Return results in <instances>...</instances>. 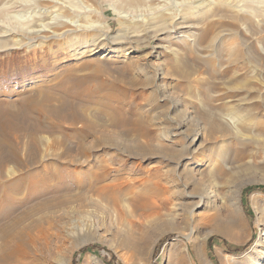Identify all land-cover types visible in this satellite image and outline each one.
Wrapping results in <instances>:
<instances>
[{
    "label": "rangeland",
    "instance_id": "374dc122",
    "mask_svg": "<svg viewBox=\"0 0 264 264\" xmlns=\"http://www.w3.org/2000/svg\"><path fill=\"white\" fill-rule=\"evenodd\" d=\"M195 1L139 0L140 3L128 6L118 0H66L63 9L55 8L56 4L49 0H0L1 98H7L23 114L22 99L36 100L42 88L53 90L59 78L73 69L76 76L88 77L83 88L90 91L89 98L93 99L104 94L99 91L100 87L108 88L120 78L122 88L127 89L122 103L125 110L128 109L126 115L140 123L129 132L123 127H113L97 104L80 108L89 116L97 115L100 124H104V132L98 136L114 140L109 144L113 145L111 148L102 147L96 152L98 165L109 166L112 158L115 161L117 155L123 156L125 175L120 180L135 186L136 190L122 192L121 196L119 193L124 213L119 214L111 206L82 209L73 223L75 233L53 264H264V251L263 255L256 252L259 249L253 251L262 233L258 220L262 218L264 223V192L257 189L264 187L263 146L244 148V160L231 164V177L222 182H207L204 193L209 195V207L218 215L209 226L195 220L201 215L194 206L176 219L167 216L161 220L153 212L157 209L145 207L142 180L146 173L160 168L161 179L166 181L169 171L177 168L176 161L161 163L160 156H152L145 162L127 157V153L149 142L157 151L166 146L175 150L185 147L186 151L201 146L198 150L203 155L198 156L202 160L200 167L205 168L204 164L213 157L208 168H215L220 160L215 155L228 147L222 143L221 133L217 135L220 140L217 144L211 140L206 118L213 106L224 107L222 114L226 113L225 106L237 109L239 125L249 126L241 130L243 139L264 141V133L260 137L254 135L260 130L264 132V0H255L251 2L253 5L246 4V0H229L227 4L226 0L224 4L218 0ZM44 11L46 15L50 12L53 18L46 21L45 29L40 28L42 32H35L40 30L35 27V21L41 20ZM185 22L192 27L183 28ZM113 37L122 39L110 41L105 49L91 55L89 50L95 48L96 39L97 43H102L105 41L101 40ZM51 95L52 104L58 105L60 96ZM41 115L38 111L32 112L28 123L43 129L38 135L43 137L46 146L53 148L55 141L64 139L62 151L69 145L77 147L73 133L84 129L81 122L72 126V122L45 119ZM213 120L224 124L218 115ZM141 127L142 131L146 130L144 134L140 132ZM85 143L92 145L93 139H86ZM110 167L117 169L119 165L116 161ZM19 174L22 173L12 177L17 178ZM177 184L174 188L177 193L191 191L190 183ZM248 189L253 191L245 194ZM254 195L259 198L261 214L256 211L257 205H253ZM181 198L176 199L184 201L185 197ZM229 198L236 207L229 203ZM22 212V209L16 210L17 215ZM3 224H0V233ZM222 224H229V236L239 242L230 241L222 233L210 232L211 228ZM178 235L192 238L188 250L178 240ZM204 241L202 254L196 250V243ZM43 245V241L25 245L28 253L19 257L20 264H49V254ZM237 248L241 251H235ZM227 255L233 257L226 259Z\"/></svg>",
    "mask_w": 264,
    "mask_h": 264
},
{
    "label": "bare ground",
    "instance_id": "6f19581e",
    "mask_svg": "<svg viewBox=\"0 0 264 264\" xmlns=\"http://www.w3.org/2000/svg\"><path fill=\"white\" fill-rule=\"evenodd\" d=\"M42 1L45 2L48 0H40V2ZM49 1H53V3L56 4V6H54L55 8L60 7L63 9L65 6L64 3H66V0H49ZM118 1H120L122 4H126V5L128 4V6H130L131 4L133 5L137 3L139 0H118ZM197 1L198 0H196L195 2ZM224 1L225 0H218L219 3H223ZM240 1H244V0H240ZM246 1L247 4L248 2L251 3L255 0H246ZM227 2H229V0L228 1L226 0L225 4H227ZM251 5L253 4L251 3ZM18 8L20 7L18 6ZM254 8L256 9V7ZM45 13L46 11L43 12V14ZM48 14L47 15L45 14L46 16L45 15L42 16L40 21H38L39 19L37 20V22L35 21L36 28L40 29L41 27H43L45 29V27H47L46 21L48 19L50 20V18H53L50 16V12ZM51 14L54 13L51 12ZM184 25L183 28L192 27V25L186 26V22ZM40 31L42 32L43 30L40 29L35 32H40ZM65 34L67 35V33ZM118 39H122V38H117V37H113L109 39L105 38L101 40V41H105L102 43L101 42L97 43L98 39H96L93 46L95 48L93 49L90 48L91 50H89V52L91 53V55L94 56L103 49H105L107 43H109L110 41L112 42L113 40L116 41ZM123 39L125 38L123 37ZM63 75L65 76L60 77L57 74V76L60 78L56 86L53 87L54 89L51 90L49 87H47V89L42 88L39 91V96H37L36 100L27 99L28 100L27 101L22 99V101H24L23 105L21 106L23 108L22 111H24L23 114L17 111L15 109L16 106L11 102H9L7 98L0 97V224L4 223L2 225V230L0 233V243H1L0 264H20L21 259L19 260V257L22 258L28 253V247L27 246L25 247V245L29 246L36 242H42V241L44 243L43 247L45 251L49 254L48 255L49 264H53V260H56V257L59 256V253L61 252L63 246L67 244L71 235L75 233L76 226L73 225V223H75L78 220L77 215L81 214L80 212L82 209L85 210L86 208L89 209L90 207L93 208L94 206L109 208V206H111L119 214L124 213L123 212L124 209L121 208L122 204L120 202L119 193L121 196L122 192L129 191L130 193L131 191V193H134V190H136L135 186L133 185L130 186L129 183H127L126 181L120 180L124 178L123 174L125 168L123 169L122 167L124 165L126 166V159L123 156L122 158L120 157V155L114 154L115 156L117 155L115 157V161H113L114 159L112 158L111 160L112 162L109 163V166L98 165V162H96L98 158L96 152L99 151V149L102 147L111 148L113 145H109V144H111L114 140L112 141L110 140V138L106 139L104 138L103 135H102L103 137L101 135H99L101 136L99 137L98 134H103L104 132L102 129L104 124H100L99 122L100 119H98L99 117L97 115L89 116L87 115V113H85L84 110H82L84 112L80 110L81 107L97 104L99 106L100 109L99 111L102 114V116H107L113 127H117L118 129H120V127H123L126 128L129 132L135 130V128L138 127V125L140 126V123L138 122V119H134L133 117H130L129 114L126 115L127 113L126 111H128V109L125 110L126 107H124L122 103L124 101V96L127 95V89L122 88L124 87L123 86L124 84L122 85L121 79L120 78L115 79V82L112 85H110L109 87L107 86L108 88H104V86H102L99 89L98 87L99 91H104V94L93 99V98H89V94L92 95L90 91H88L87 88H83L88 80V77L80 78L76 76L75 71L73 69H69ZM53 93L59 95L60 96L59 99L61 98L59 104L57 103L58 105L52 104L53 96L51 94ZM225 107H226L225 114H222V112L225 110L224 107L223 108H217L215 106L210 107L211 109H213V111L211 110L210 114H207V118H206V120L208 119L210 130L212 132V133L210 132L211 140H213V142H216L217 144L219 140V137H217V135L221 133L223 134V138H224V140H222V143L224 144V146L228 147L227 150H223V151L220 150L218 154L215 155L220 160H219V164H217L215 168L212 167L214 169L208 168L210 163H212L211 161H214L212 160L213 157L210 158L211 161H209V163L204 164L205 168H202L203 165L200 167V162L202 163V160H199L200 158L198 159V156L199 154L201 156L203 155L201 154L202 152L200 153L198 150L199 147L201 148V146L195 148L194 150L192 149L191 151L187 150L188 152L186 151L185 147L181 149L177 148L175 150V148H173L172 146H166L157 151L154 149L153 144L152 146L148 145L150 143L149 142L146 146H138L135 149H133L132 147L133 150L127 153L128 156L127 155L126 156L130 160L135 159L145 162L146 160L151 159L152 156L153 157L160 156L159 159L161 163L163 162L170 163L172 161L177 162V168L169 171L168 173L169 176L166 181H163L161 179L162 171L160 168H156V169L154 168L155 169L154 173L152 171L147 172L146 176L142 180L144 184L143 189L144 192L146 193L144 197V205L146 208L157 209L156 211L153 212L156 213L157 218L159 220L167 216L168 217L171 216L172 218L176 219V217L179 216L181 212L183 213L189 212V210H191L192 207L194 206L197 209H199L198 214L201 215L198 219L195 220H197V222L200 224L209 226L212 222L217 220L218 215L217 213H215L216 211L215 209H214L215 211L213 212L212 208L209 207L210 201L207 198L209 195L205 196L206 194L204 192L206 189L207 182H211V183L219 182V180L223 181L226 180L225 178L229 176L231 177L233 173L232 170L233 167L231 164H233V162L240 163L241 160H244L243 159V157L245 158V156H243L245 155L243 152L244 148L247 149L249 145L264 147V141L262 140H260L262 141L260 142V141L243 139L244 135L241 130H247L248 125L246 126L244 124V126L246 127L239 125L238 119L240 118V114H239L240 112H236L237 109L233 110L231 106H225ZM34 111H38L40 114L45 116V119H54L59 122L60 121L72 122L70 124L72 126H74V124L76 123L81 122L83 125L82 127L84 129L83 130L81 129L80 131L76 130L73 133L74 136L73 138L77 141L78 144L77 147L71 148V146L68 144L69 147L66 149L64 148V150L62 151L60 148L62 147V144H64L65 142L64 139L59 142L53 141L54 142L53 148L46 146L43 137H39L38 135L43 131V129L36 126H32V127L29 126L28 120L31 119L32 112ZM215 115L220 116L224 124H220L215 120H213ZM143 131L141 127V131H140L141 134L145 133ZM261 133H264L263 130H260V133L254 135L260 137L259 135ZM164 134H166V132ZM21 138L23 142L21 141ZM25 138L27 139V141H25ZM89 138L93 139L92 145L85 143V140ZM125 139L126 138H124V140ZM193 140L192 142L194 143L195 141ZM67 143L68 142H66V144ZM227 143L228 144L231 143V145L228 146ZM215 150L213 151L215 152ZM215 160H217L216 157ZM116 161L119 167L117 169L110 167L111 165L116 164ZM135 162L137 163V161ZM17 168H21L20 169L21 171L18 170ZM178 169H180V171H178ZM17 171L21 172L22 174L21 175L19 174L20 176L18 175L17 178H13L12 176L18 173ZM115 172H117V174ZM177 182H181V183L184 182L187 184L190 183L191 191H189L186 194L177 193L176 192L177 189L176 191L174 189L175 186L179 185L177 184ZM225 182L226 181H224V183ZM222 186L224 187V185ZM183 196L185 197V199H183L184 201L179 200L178 202L176 198L179 197L183 198ZM222 197L224 199V196ZM230 201L231 199L229 200V203L233 207H236L235 203L232 201L231 203ZM252 201H253V205L254 204L257 205L256 207L257 213L261 214L260 207L258 206L259 198L257 197V195L253 196ZM227 207L229 206L227 205ZM18 209L19 210L22 209L23 212L21 215L16 214V210ZM110 212L112 211L110 210ZM183 213L181 215H183ZM261 221L258 220L257 223L258 226L261 228L260 230L262 232L260 233L261 237L255 242L253 246V251L259 249L256 252L257 253L259 252V254L262 253L263 255L264 223ZM222 225H218L211 228L210 232L222 233L230 241L239 242L237 239H233L231 236H229V231L231 229V228L229 229V227L227 226L229 224L223 226ZM157 229L159 230L158 226H156V231H158ZM183 235H178V240H180L184 244V248L188 250L189 243L192 240V238L189 236L185 237ZM159 238L160 237H158V239ZM204 247H205V241L202 243L201 242L196 243V250L198 252L202 253ZM227 256L228 257H226V259L227 258L231 259V257H233L231 255H227ZM230 259H228V261Z\"/></svg>",
    "mask_w": 264,
    "mask_h": 264
},
{
    "label": "trees",
    "instance_id": "16d2710c",
    "mask_svg": "<svg viewBox=\"0 0 264 264\" xmlns=\"http://www.w3.org/2000/svg\"><path fill=\"white\" fill-rule=\"evenodd\" d=\"M257 189H260L261 191L264 192V187H259ZM251 191H253V189H248V190L245 191V194H249ZM235 251L240 252L241 249L240 248H237V249H235Z\"/></svg>",
    "mask_w": 264,
    "mask_h": 264
}]
</instances>
